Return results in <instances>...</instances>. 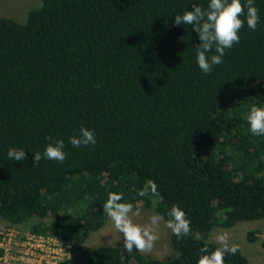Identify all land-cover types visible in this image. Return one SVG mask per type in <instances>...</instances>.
Segmentation results:
<instances>
[{
  "label": "trees",
  "instance_id": "16d2710c",
  "mask_svg": "<svg viewBox=\"0 0 264 264\" xmlns=\"http://www.w3.org/2000/svg\"><path fill=\"white\" fill-rule=\"evenodd\" d=\"M41 2L26 24L0 17L1 228L72 244L60 264H196L205 241L219 246L215 228L264 219V136L246 120L253 105L264 108V0H255L257 29L245 22L211 74L195 62L198 34L173 24L208 0ZM81 127L94 131L95 145L68 143ZM46 137L65 142L63 163L33 164ZM9 147L27 159L9 161ZM149 180L159 197L137 195ZM109 191L165 219L173 205L182 208L191 233L171 235L176 258L88 249L108 224ZM225 264L249 260L239 248Z\"/></svg>",
  "mask_w": 264,
  "mask_h": 264
},
{
  "label": "clouds",
  "instance_id": "9594fccd",
  "mask_svg": "<svg viewBox=\"0 0 264 264\" xmlns=\"http://www.w3.org/2000/svg\"><path fill=\"white\" fill-rule=\"evenodd\" d=\"M245 22L252 31H255L260 23L255 0H244L243 3L242 0H208L206 7L192 4V10L176 14L173 20L175 26H191L198 34L200 43L195 45L193 51L195 62L204 74H211L213 66L224 63L226 49H231L234 44L239 43V32ZM246 120L253 135L264 136V108L253 105ZM45 139L50 142L42 152L33 153V164H39L42 159L63 163L66 159L65 142L62 139L53 140L52 137ZM68 143L74 148H80L95 145L97 141L94 131L81 127L78 134L68 138ZM7 156L9 161L21 162L27 159L25 150L16 147H9ZM137 195L159 197L160 194L156 183L149 180L138 190ZM102 206L103 213L116 231L122 234L123 249L127 253H132L134 249L140 253H151L160 238L157 230L161 224L178 239L191 233V221L178 205L171 207L167 219L160 213H153L145 223L136 222L134 218L140 217L141 212L133 203L125 201L122 192L109 191ZM215 239L219 246L210 250L205 241L199 249L196 264H225L227 255H235L239 251V245L229 243L226 231L218 233Z\"/></svg>",
  "mask_w": 264,
  "mask_h": 264
},
{
  "label": "rangeland",
  "instance_id": "374dc122",
  "mask_svg": "<svg viewBox=\"0 0 264 264\" xmlns=\"http://www.w3.org/2000/svg\"><path fill=\"white\" fill-rule=\"evenodd\" d=\"M41 0H0V17L11 19L19 24H26L29 11L40 8ZM141 216L134 218L138 223L147 222L148 216L154 212L145 208L143 205L137 207ZM159 240L156 241L151 253H142L149 259L161 261H170L176 258L177 253L171 243V231L163 224L158 228ZM226 231L229 235V243L239 245L242 253L248 258L249 264H264L263 238L256 243H250L247 234L250 231L264 232V219L252 222H240L231 229L215 228L210 235L212 242L217 243L215 237L218 233ZM99 246H114L123 248V237L119 234L112 222L109 220L106 227L96 233H93L86 242L88 249ZM135 250V249H134Z\"/></svg>",
  "mask_w": 264,
  "mask_h": 264
},
{
  "label": "built area",
  "instance_id": "2783aa9c",
  "mask_svg": "<svg viewBox=\"0 0 264 264\" xmlns=\"http://www.w3.org/2000/svg\"><path fill=\"white\" fill-rule=\"evenodd\" d=\"M0 236V264H60L70 257L72 244L56 236L1 227Z\"/></svg>",
  "mask_w": 264,
  "mask_h": 264
}]
</instances>
